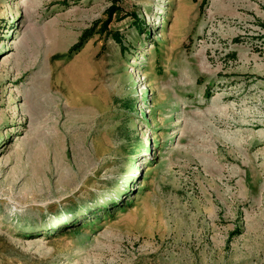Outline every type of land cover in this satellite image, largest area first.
Segmentation results:
<instances>
[{"label": "rangeland", "instance_id": "rangeland-1", "mask_svg": "<svg viewBox=\"0 0 264 264\" xmlns=\"http://www.w3.org/2000/svg\"><path fill=\"white\" fill-rule=\"evenodd\" d=\"M0 264H264V0H0Z\"/></svg>", "mask_w": 264, "mask_h": 264}, {"label": "trees", "instance_id": "trees-1", "mask_svg": "<svg viewBox=\"0 0 264 264\" xmlns=\"http://www.w3.org/2000/svg\"><path fill=\"white\" fill-rule=\"evenodd\" d=\"M138 27H139V25H138ZM110 35H112L114 41H115L117 44H119L121 48H123L122 40H121V38L118 36V34H117V33H110ZM82 45H83V42H80L78 45L76 44V45L73 47V49L78 50V49H80V48L82 47ZM72 51H73V50H71L70 52H72Z\"/></svg>", "mask_w": 264, "mask_h": 264}]
</instances>
